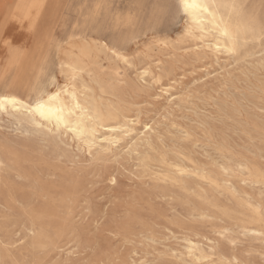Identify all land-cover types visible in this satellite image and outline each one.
<instances>
[{
    "label": "rangeland",
    "instance_id": "374dc122",
    "mask_svg": "<svg viewBox=\"0 0 264 264\" xmlns=\"http://www.w3.org/2000/svg\"><path fill=\"white\" fill-rule=\"evenodd\" d=\"M6 1L18 3L0 0V10ZM243 1L264 25V0ZM57 4L55 39L94 38L128 59L102 61L100 109L116 106L106 123L132 131L106 155L0 114V264H201V252L217 264H264L260 37L237 54H197L199 41L176 37L186 25L178 0ZM13 35L0 31V41ZM47 53L37 90L66 83L55 45ZM1 65L0 93L14 76ZM144 67L152 76L138 79Z\"/></svg>",
    "mask_w": 264,
    "mask_h": 264
},
{
    "label": "bare ground",
    "instance_id": "6f19581e",
    "mask_svg": "<svg viewBox=\"0 0 264 264\" xmlns=\"http://www.w3.org/2000/svg\"><path fill=\"white\" fill-rule=\"evenodd\" d=\"M178 2L181 5V0H178ZM201 2L213 3L219 6L217 11L218 18H223L234 31L239 32L240 45L238 52L243 51L249 44H253L259 39L261 26L256 22L252 10L246 9L243 0H201ZM57 3L58 0H18L15 6L13 4L9 5L7 1L4 3L3 9L0 10V31L10 33L12 36H14V31L16 38L11 40L12 48L19 49L18 52L11 51L5 46L3 40L0 41V65L2 64L3 73L6 71L13 72L14 70V76L10 80L6 91L18 95L20 99L28 103L30 102L28 97L33 93H35L33 96L35 98L31 102H35L41 93L51 95L60 91L66 84H71L81 106L90 110L89 115L98 113L100 119L87 121L82 135H75L73 132L63 128L58 132L54 128L55 133L58 135L62 131L66 136L85 146L88 151L97 147L102 154L107 155L110 153V147L117 146L122 141L123 136L132 131L125 127L124 123H106L117 118L119 109L116 106L108 105L105 110L100 109L101 94L104 92L101 87V81L109 75L104 71L102 61L112 59L124 62L118 59L117 55H113V52H117L118 55L122 54L110 48L103 41L94 38L70 34L62 42L55 39L54 32L59 15ZM180 7L186 17V25L183 28L182 35L176 37H180V40L189 38L199 41L200 46L194 45V51L197 54L208 50L214 55H232V53L224 51L222 38H220V50L217 51L219 34L209 32L207 28L204 33H200L192 18L183 11L182 6ZM190 26L193 28L192 35L188 34ZM201 35L203 39L200 38ZM167 39H158L157 46L159 45L163 50L171 46V39ZM52 45L56 47L55 65L59 73L64 75L66 83L55 89H42L40 87L37 90L35 89V81L40 76L43 65L47 62V52ZM158 62L159 60L155 62L156 66H158ZM73 68L78 70L75 73L76 78L74 80L71 79ZM159 69L163 71L164 66H159ZM135 74L141 80L152 76L147 67L136 70ZM153 78L155 82H160L161 80L160 74L155 75ZM2 82L0 80V83ZM162 91L168 94L166 86H162ZM21 92H26L28 95L24 96ZM174 97L176 96L169 95L166 101L171 102ZM46 98L47 96H45ZM15 117L28 121L27 116L23 114H17ZM123 118L126 122L135 124L134 119H128L124 116ZM28 123L30 122L28 121ZM30 124L35 127L32 123ZM97 127L102 132L109 134L96 137L95 134L99 133ZM144 129L147 131L151 128L148 125H144ZM192 246L196 245L189 243L188 249ZM194 251H198L197 247L194 248L193 253Z\"/></svg>",
    "mask_w": 264,
    "mask_h": 264
},
{
    "label": "snow or ice",
    "instance_id": "6c2138e0",
    "mask_svg": "<svg viewBox=\"0 0 264 264\" xmlns=\"http://www.w3.org/2000/svg\"><path fill=\"white\" fill-rule=\"evenodd\" d=\"M183 11L192 18L194 25L198 28L200 33H204L207 28L209 32L219 34L217 38V48L220 50L221 39L223 42L224 51L236 54L240 45V35L238 31H234L230 24L223 18H218L217 5L213 3H204L201 0H181ZM130 19V18H129ZM193 28L190 26L189 35H192ZM203 39V36L200 37ZM261 42L264 43V25L261 26L260 31ZM3 43L11 51L18 52L19 49H13L10 40L4 39ZM113 55H117L118 59L123 60L124 63H128V59L123 55H118L117 52H113ZM262 82H264V63L260 65ZM78 70L73 68V75L71 79H75V73ZM45 96L47 98L45 99ZM89 109L82 107L77 94L71 84H66L60 91L47 95L41 93L35 100V102L25 103L20 99L18 95L12 94L9 91L0 93V114L9 115L15 117L17 114H23L27 116V119L32 123L36 129H45L51 133L53 128L58 132L61 128L67 129L73 132L75 135H82L84 131V125L87 121L99 120L98 113L89 115ZM264 111V108H262ZM49 125H51L49 127ZM94 131V130H93ZM111 142V141H110ZM115 182V181H113ZM252 207V205H249ZM262 216H264V203L257 209ZM227 239V237H225ZM196 246L189 247V255H193V250ZM201 264H217L216 258L209 257L203 252L199 254ZM191 264V262H186ZM220 264H243L239 260H233L231 256L227 259L221 260Z\"/></svg>",
    "mask_w": 264,
    "mask_h": 264
}]
</instances>
